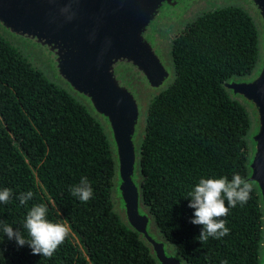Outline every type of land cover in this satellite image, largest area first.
<instances>
[{
	"label": "trees",
	"instance_id": "1",
	"mask_svg": "<svg viewBox=\"0 0 264 264\" xmlns=\"http://www.w3.org/2000/svg\"><path fill=\"white\" fill-rule=\"evenodd\" d=\"M258 30L237 6L199 14L170 41L176 77L148 110L141 147L142 196L160 232L188 264H257L262 217L253 186L246 204L230 208L229 234L197 239L187 192L200 178H246L251 120L222 84L250 74L258 62ZM86 177L93 196L82 203L69 186ZM114 163L101 125L67 91L53 84L0 35V220L22 228L33 204L71 231L52 258L33 255L0 232V264H156L148 248L113 211ZM33 192L26 205L16 199ZM60 213L58 215L57 213Z\"/></svg>",
	"mask_w": 264,
	"mask_h": 264
},
{
	"label": "water",
	"instance_id": "2",
	"mask_svg": "<svg viewBox=\"0 0 264 264\" xmlns=\"http://www.w3.org/2000/svg\"><path fill=\"white\" fill-rule=\"evenodd\" d=\"M227 6L245 9L258 30L256 67L222 86L251 120L245 179L258 194L257 264H264V0H0V35L101 125L114 163L113 211L156 264L188 263L160 232L142 196L149 104L176 77L172 37L199 14Z\"/></svg>",
	"mask_w": 264,
	"mask_h": 264
},
{
	"label": "clouds",
	"instance_id": "3",
	"mask_svg": "<svg viewBox=\"0 0 264 264\" xmlns=\"http://www.w3.org/2000/svg\"><path fill=\"white\" fill-rule=\"evenodd\" d=\"M66 12L67 9H62ZM69 192L73 197L82 203H87L93 196L91 182L86 177H81L78 184L70 185ZM253 190L252 183L242 177L239 173H234L229 180L227 176L219 178H200L197 183L187 192L189 199L188 207L194 209L193 219L190 223L201 226V232L197 238L200 243L207 242L211 237L220 239L229 234L226 227L227 221L223 219L228 215L230 208H235L238 204L243 206L250 199ZM13 197V192L9 188L0 189V203L8 204ZM33 198V192H21L16 199L20 205H26ZM48 207L44 203L33 204L24 218L22 228L27 234L20 230H14L6 220H0V232L8 240H14L18 247L27 245L33 255H41L45 258H52L58 248L67 239L71 227L68 221H50ZM60 215V213H57ZM0 237V243H2ZM3 252L0 251V259ZM220 264H228L227 260H222Z\"/></svg>",
	"mask_w": 264,
	"mask_h": 264
}]
</instances>
